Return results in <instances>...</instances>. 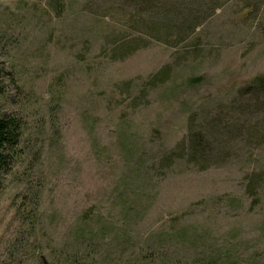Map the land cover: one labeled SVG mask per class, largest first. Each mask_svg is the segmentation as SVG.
<instances>
[{
    "label": "rangeland",
    "instance_id": "1",
    "mask_svg": "<svg viewBox=\"0 0 264 264\" xmlns=\"http://www.w3.org/2000/svg\"><path fill=\"white\" fill-rule=\"evenodd\" d=\"M0 86V264H264V0H0Z\"/></svg>",
    "mask_w": 264,
    "mask_h": 264
},
{
    "label": "trees",
    "instance_id": "2",
    "mask_svg": "<svg viewBox=\"0 0 264 264\" xmlns=\"http://www.w3.org/2000/svg\"><path fill=\"white\" fill-rule=\"evenodd\" d=\"M1 93L2 89L0 86V95ZM21 131L20 122L14 116H0V171L6 168L9 159H11L13 153L17 151L16 149L19 147L22 136ZM193 139V146L195 148L199 142L198 135Z\"/></svg>",
    "mask_w": 264,
    "mask_h": 264
}]
</instances>
